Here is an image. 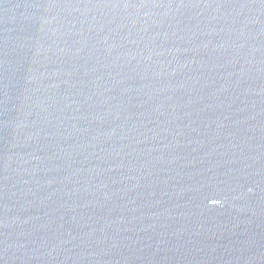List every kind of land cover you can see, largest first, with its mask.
<instances>
[{"label": "water", "instance_id": "95a60500", "mask_svg": "<svg viewBox=\"0 0 264 264\" xmlns=\"http://www.w3.org/2000/svg\"><path fill=\"white\" fill-rule=\"evenodd\" d=\"M0 264H264V0H0Z\"/></svg>", "mask_w": 264, "mask_h": 264}]
</instances>
